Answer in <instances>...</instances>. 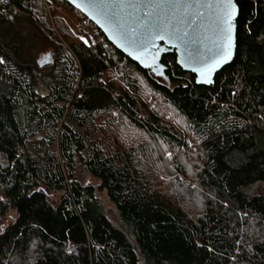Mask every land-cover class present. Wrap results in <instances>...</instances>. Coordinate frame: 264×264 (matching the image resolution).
Segmentation results:
<instances>
[{"label":"trees","instance_id":"16d2710c","mask_svg":"<svg viewBox=\"0 0 264 264\" xmlns=\"http://www.w3.org/2000/svg\"><path fill=\"white\" fill-rule=\"evenodd\" d=\"M236 1L235 58L206 86L175 52L165 76L143 69L53 0H0V222L15 215L0 264H264V0ZM22 17L53 46L49 65L25 56ZM188 134L196 148L168 163L156 144L186 150Z\"/></svg>","mask_w":264,"mask_h":264},{"label":"water","instance_id":"95a60500","mask_svg":"<svg viewBox=\"0 0 264 264\" xmlns=\"http://www.w3.org/2000/svg\"><path fill=\"white\" fill-rule=\"evenodd\" d=\"M65 1L93 22L114 47L143 69H150L157 76H165L167 70V67L162 62L163 56L169 52H175L177 64L185 72L194 74L198 85L209 86L214 83L216 73L232 63L235 58L237 19L240 12L236 0H233L236 11L232 20L230 58L215 67L207 79L202 77L200 72L195 69L211 64L221 54L224 41V24L219 15L217 5L221 4L223 0ZM77 4H80L81 7H77ZM91 5H96V7H90ZM119 5L124 6L119 7ZM155 5H159V7H155ZM104 12H107L108 16L103 15ZM113 12L116 14L115 21L111 19ZM115 23H122L126 31L131 29L142 31V23L157 26L168 24L172 28L178 29V34L183 39L182 41L170 42L166 37L163 40L156 39L155 47H148L147 50L131 45H127L128 50H125L124 42L113 38V24ZM154 55L155 60H153ZM137 56H140L141 59H137ZM51 58V53L45 54L43 61H39L40 66H43L45 62H50Z\"/></svg>","mask_w":264,"mask_h":264},{"label":"rangeland","instance_id":"374dc122","mask_svg":"<svg viewBox=\"0 0 264 264\" xmlns=\"http://www.w3.org/2000/svg\"><path fill=\"white\" fill-rule=\"evenodd\" d=\"M51 5L56 9L57 14L65 18L74 28L78 30L79 33L80 31H82L80 28H78L79 15H77L69 7L65 6L64 4H60L56 0H53ZM51 5H49V8ZM16 29L20 30V33L24 38L25 56L27 57V59H30L35 63H39L40 60L43 61V56L45 54L52 53V55H54L52 50L53 46L47 44L44 40L43 35L24 17H22L16 23ZM2 61L4 62L3 58ZM44 64L49 65V62H45ZM145 90L146 106L149 109L157 111L160 115H164L166 119H168L170 122H174L177 126H181L184 129H187L188 125L186 124L185 120L177 113H175L172 109L168 108L162 98L153 89L146 88ZM129 138H132L137 144H147L148 142L147 138L137 131H131L129 133ZM186 140L188 141V148L186 150H179L171 146H161V144H156V148H158L159 152H161V155H163L164 159L169 163L175 156L183 155L184 153L196 148V138H194L191 134H188ZM76 169L77 176L81 183H90L96 186L99 184V181H97L89 174L85 166L80 161H78ZM98 194L101 197L108 213L113 216L115 214V208L113 204L108 200L106 193L100 192ZM14 216V212H10L5 218L1 220L0 231L4 228L5 225L9 223V221Z\"/></svg>","mask_w":264,"mask_h":264},{"label":"snow or ice","instance_id":"6c2138e0","mask_svg":"<svg viewBox=\"0 0 264 264\" xmlns=\"http://www.w3.org/2000/svg\"><path fill=\"white\" fill-rule=\"evenodd\" d=\"M123 6L124 5H119V7ZM209 6L211 7V5ZM77 7H81V5L77 4ZM90 7L95 8L96 5H91ZM155 7H159V5H155ZM217 8L219 9V15L222 18L224 24V41L221 54L217 59L213 60L211 64H208L199 69H195L196 71H199L201 76L205 79L210 76L215 67H217L220 63L225 62L230 58L231 55L232 20L235 16L236 6L233 3V0H223L221 4L217 5ZM103 15L108 16V13L104 12ZM111 19L113 21L116 20V14L114 12L112 13ZM98 22L100 21L98 20ZM141 27L143 29L142 31H137L136 29L126 31L122 23H115L113 24V38L123 41L124 45L126 46L125 50H128L127 45H131L133 47L139 46L144 50H147L148 47H155L156 39L163 40L166 37L170 42L182 41L183 39V37L178 34V29L172 28L168 24H161L157 26L148 23H142ZM136 58L141 59L140 56H137ZM153 60H155V55L153 56ZM0 63H2V61H0ZM2 199L3 198L0 197V200Z\"/></svg>","mask_w":264,"mask_h":264},{"label":"built area","instance_id":"2783aa9c","mask_svg":"<svg viewBox=\"0 0 264 264\" xmlns=\"http://www.w3.org/2000/svg\"><path fill=\"white\" fill-rule=\"evenodd\" d=\"M84 16V15H83ZM85 17V16H84ZM86 18V17H85ZM90 20L88 19V18H86V20H84L83 22H82V25H81V27H80V29L83 31V32H87V31H89L90 30V27L88 26V22H89ZM93 23V22H92ZM93 27H97L94 23H93ZM98 28V27H97Z\"/></svg>","mask_w":264,"mask_h":264}]
</instances>
